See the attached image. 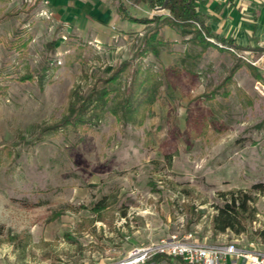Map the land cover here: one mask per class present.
Here are the masks:
<instances>
[{
  "label": "rangeland",
  "instance_id": "obj_1",
  "mask_svg": "<svg viewBox=\"0 0 264 264\" xmlns=\"http://www.w3.org/2000/svg\"><path fill=\"white\" fill-rule=\"evenodd\" d=\"M111 1L138 19L169 17ZM60 14L53 0H0V264H111L175 235L264 253V194L252 190L264 184L256 58L166 24L83 30ZM155 28L159 54H141ZM124 63L117 83L100 81ZM137 68L161 83L143 120L114 114ZM95 86L114 90L100 120L63 124ZM237 190L256 197L255 220L215 234L220 193Z\"/></svg>",
  "mask_w": 264,
  "mask_h": 264
},
{
  "label": "trees",
  "instance_id": "obj_2",
  "mask_svg": "<svg viewBox=\"0 0 264 264\" xmlns=\"http://www.w3.org/2000/svg\"><path fill=\"white\" fill-rule=\"evenodd\" d=\"M166 1L167 0H126L130 6H140L143 4L151 11L163 7ZM195 1L196 0H168L165 10L168 11L169 17L163 19L154 16L151 19H138L129 15V10L123 4L119 7V13L123 19L145 24H166L184 35H194L195 37L193 40L205 47L215 46L208 41V38H211L222 45L233 47L238 51L241 50L235 45H232L229 41L215 38L211 34L197 15ZM142 43L144 46L141 49V54L151 52L158 55L160 52L159 47L163 45L159 29L155 28L152 33L150 32L149 35H146L142 39ZM127 68L128 64L124 63L114 68L108 77L102 78L100 81L104 85H114L118 82ZM157 76L156 73L150 71L143 72L141 68H137L131 75L129 90L119 104L118 109L116 108V110H114V114L118 115V110H120L124 117L128 116L131 119L139 118L143 120L148 108L154 103L158 95V90L161 87V83ZM231 79L232 76H229L225 82L228 83ZM113 92L114 90L108 87H93L85 98H78L70 104L68 113L62 123L68 125L86 124L93 120L98 122L102 112L108 106ZM252 190L253 192L257 191L258 194H264V184H255L252 186ZM220 196L224 204L215 207L216 214L213 217V230L215 234H224L228 231H231L235 235L244 233L246 231V222H253L255 220L257 214L256 208L254 207L256 197L252 195V192L242 190L220 193ZM100 209H103V207H100ZM259 234L264 237V231ZM165 259L166 258L163 256H158L147 264H161Z\"/></svg>",
  "mask_w": 264,
  "mask_h": 264
},
{
  "label": "crops",
  "instance_id": "obj_3",
  "mask_svg": "<svg viewBox=\"0 0 264 264\" xmlns=\"http://www.w3.org/2000/svg\"><path fill=\"white\" fill-rule=\"evenodd\" d=\"M53 1L60 8L61 20L81 25L83 30L111 26L120 32L137 29L138 24L123 19L111 0ZM195 8L215 38L229 41L240 52L255 57L264 77V0H196Z\"/></svg>",
  "mask_w": 264,
  "mask_h": 264
},
{
  "label": "built area",
  "instance_id": "obj_4",
  "mask_svg": "<svg viewBox=\"0 0 264 264\" xmlns=\"http://www.w3.org/2000/svg\"><path fill=\"white\" fill-rule=\"evenodd\" d=\"M208 40L222 46L214 39ZM226 48L236 53L233 47ZM241 58L249 62L243 55ZM158 256L166 258L161 264H264V253L255 249L252 242L242 245L241 240L235 239L229 243L208 245L187 241L186 237L181 239L177 235L146 247H135L124 259L111 264H147Z\"/></svg>",
  "mask_w": 264,
  "mask_h": 264
},
{
  "label": "water",
  "instance_id": "obj_5",
  "mask_svg": "<svg viewBox=\"0 0 264 264\" xmlns=\"http://www.w3.org/2000/svg\"><path fill=\"white\" fill-rule=\"evenodd\" d=\"M168 0L166 1L165 5L161 8H158L157 10H160V11H164L165 10V7H166V4H167Z\"/></svg>",
  "mask_w": 264,
  "mask_h": 264
}]
</instances>
